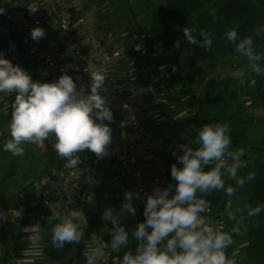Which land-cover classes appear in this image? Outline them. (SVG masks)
I'll list each match as a JSON object with an SVG mask.
<instances>
[{
  "label": "clouds",
  "instance_id": "clouds-1",
  "mask_svg": "<svg viewBox=\"0 0 264 264\" xmlns=\"http://www.w3.org/2000/svg\"><path fill=\"white\" fill-rule=\"evenodd\" d=\"M3 12L0 9V14ZM212 14L215 15V9ZM238 28L239 25L230 28L225 38L247 61L230 73L233 79L243 83L250 74L264 76V64L261 63L264 55L257 50L254 37H241ZM183 34L189 44H198L205 50L212 47L211 31H202V40L188 28ZM254 34L257 38L262 37L264 26L256 28ZM44 36L45 30L40 27L31 32L36 42ZM137 50H140L139 46ZM228 75L226 73L219 79L224 80ZM106 77L99 69L91 71L90 93L86 94L83 87L77 89L73 78L67 74L52 83L34 81L23 68L0 54V93L16 94L8 125L11 139L5 141L4 151L24 157L26 148L23 145H42L54 137L53 147L67 168H77L82 162L79 153L85 149L98 159L109 155L112 129L104 122L113 121V113L107 106L106 97L101 95ZM230 131L228 123L205 124L193 142L196 147L188 143L180 146L183 154L178 156V161L183 167L171 166V176L176 181L175 194H171L173 186L169 185L163 190L157 187L147 196L146 220L132 230L138 242L135 252H126L122 264H238L237 253L233 251L230 257L227 250L235 243L234 236L246 234V219L258 216L264 207L248 205L246 209H232L229 200L225 211L228 220L234 222L229 231H224L223 226L214 225L210 217L202 215L210 210L211 202L206 197L214 191H223L232 197L246 180L251 182L255 179V173H249L246 178L238 176L240 170L248 167V162L243 159L246 150L231 149ZM226 179L234 180L235 187L231 184L226 186ZM88 182L91 183L90 180ZM65 189L70 198L72 190L66 184ZM138 198L139 193L128 191L119 213L112 207L103 212L102 219L113 225L111 240H97L94 245H87L83 253L86 264H103L109 252L118 253L129 245V232L121 225L120 217L125 212L130 215L136 213L133 201ZM13 215L21 213L13 209L8 213L0 210V221ZM57 216L60 222L52 228L51 234L54 247L61 249L66 243L84 241L85 228L81 223L87 221H84L82 210L70 209L66 215ZM23 231L31 233L27 236L29 245L37 247L40 241L38 225L25 226ZM15 264H24V261L16 259Z\"/></svg>",
  "mask_w": 264,
  "mask_h": 264
},
{
  "label": "trees",
  "instance_id": "trees-1",
  "mask_svg": "<svg viewBox=\"0 0 264 264\" xmlns=\"http://www.w3.org/2000/svg\"><path fill=\"white\" fill-rule=\"evenodd\" d=\"M127 1L130 2V0ZM139 1L143 5L144 18L148 17L144 21H148L149 24L139 28L137 34L131 36L132 39L126 46V51L133 42L141 37L155 42L160 48V53L153 61L152 72L159 73L161 76L163 96L172 104L182 103L189 98L200 104L197 114L188 118L179 129L182 134L181 145L188 143L190 146L196 147L193 142L198 131L205 124L228 123L231 129L229 133L232 140L231 145L236 150L240 148L246 150L243 159L248 162V167L239 171L240 176L246 178L249 173L256 174L254 180L251 182L246 180L245 184L238 188L232 197L223 191H214L206 197L211 202L212 219L216 220L218 226H223L224 231H229L234 223L228 220L225 211L229 207V200H231L232 209L238 207L237 201L240 198L244 200V209L248 205L264 207V137L257 145L249 143V132L255 124V115L248 111L237 80L231 77V72L210 75L205 67L199 65L197 61L202 59L207 66L214 69L219 62L226 58L241 57L235 52V46L225 38V33L235 25H239L238 32L241 37L249 35L254 37L257 50L264 55V35L257 38L254 34L256 28L264 26V0H164L165 16L159 15L155 0ZM0 9L4 10L3 14H0V28L8 26L10 29L9 33L0 29V54L14 65H19L2 51V46L10 39L15 46V54L34 81L56 82L44 75L40 63L28 57L20 35L15 31L14 25L6 19V7L2 0H0ZM213 9H215V15L212 14ZM185 28L191 29L193 35L199 40L203 39L200 37L202 31H211L213 39L211 49L205 50L198 44H189L183 34ZM261 63L264 64V61ZM162 65L164 66L163 71L161 70ZM173 66H175V71H173ZM163 72H166V75H163ZM226 73L229 75L224 80H220L219 77ZM252 83L264 113V76L254 74ZM195 89L201 90L200 96L196 95ZM12 94V102H14L16 94ZM109 126L112 129L109 155L98 159L91 152L90 157L92 173L99 183L83 181L82 189L79 190V195L76 198L87 221L88 235L99 233V218L86 206V199L90 198L91 202L97 203L107 198H125L122 188L111 179L112 170L119 164L116 146L121 141L120 131L115 126ZM0 158L4 159L9 166L0 182L1 187L20 173L21 159L11 155L10 152H5L2 145H0ZM173 161L172 156L164 161L169 174ZM64 164L65 161L59 158L56 164L57 169L60 170ZM146 178L149 179V174ZM228 184L235 187L234 180L226 179V186ZM133 206L136 209L134 215H136L138 224L144 222L141 216V202L134 200ZM36 209L37 204L34 203L32 206L24 208L11 226V246L5 264H15V260L18 259L23 246V228L29 224L32 219L31 215ZM134 215L127 213L122 224L129 232L130 242L126 248H121L119 255L121 259L126 252L134 253L138 243L132 233V230L138 226ZM245 224L247 226L244 235L246 244L242 250L243 255L248 264H264V211L258 216L247 218ZM239 237L234 236V240L236 241ZM233 251L234 245L227 250L230 257ZM80 258L81 254L78 253L75 258L64 264H82Z\"/></svg>",
  "mask_w": 264,
  "mask_h": 264
},
{
  "label": "built area",
  "instance_id": "built-area-1",
  "mask_svg": "<svg viewBox=\"0 0 264 264\" xmlns=\"http://www.w3.org/2000/svg\"><path fill=\"white\" fill-rule=\"evenodd\" d=\"M2 1L6 7V19L14 24L28 57L43 64V73L48 79L58 81L62 75L67 74L73 78L77 89L83 87L87 94L91 71L99 69L107 76L103 91L107 106L113 113L111 122H124L132 139L129 145L120 143L116 146L119 164L132 191L139 193L136 200L141 202V216L145 221L147 196L152 194L155 188L163 190L169 185L173 186L171 194H175L176 185V181L170 178L167 165L159 156L162 142L152 130V127L159 128L163 123L157 115L159 110L154 112L159 95L151 84L140 85L137 79V64L146 59L153 62L160 53L159 46L146 37H141L126 51L125 48L132 39L129 34L114 31L94 33L89 28L86 13L73 0H27L26 16L22 14L21 0ZM37 27L45 30V36L39 42L31 37L32 30ZM0 29L6 33L10 31L8 26ZM59 37L73 42L72 48L62 49ZM138 46L140 50H137ZM2 51L7 55L16 52L10 39L2 46ZM121 59L126 61L128 67L126 80L136 86L129 91L124 90L117 82L113 71L114 63ZM163 75H166V72H163ZM125 105L128 107L125 108ZM79 156L82 162L76 169L67 168L64 164L60 170H50L42 182L34 186L31 194L21 191L19 198L26 202L31 195L30 199L35 201L41 211L53 206L54 197H69L65 184L72 190L70 198L78 197L79 176H82L84 181L99 183L92 173L91 151L85 149ZM173 160V164L183 167L178 161V155H175ZM144 168L147 169L149 179L146 178ZM46 201L48 203H45ZM203 214L212 215V212L209 210ZM32 216H35V212ZM92 240L96 242L98 238L94 236ZM110 255L109 252L103 264H111Z\"/></svg>",
  "mask_w": 264,
  "mask_h": 264
},
{
  "label": "crops",
  "instance_id": "crops-1",
  "mask_svg": "<svg viewBox=\"0 0 264 264\" xmlns=\"http://www.w3.org/2000/svg\"><path fill=\"white\" fill-rule=\"evenodd\" d=\"M22 1V14L25 16L28 12V4L27 0H21ZM14 25V24H13ZM59 44L62 49L64 50H70L72 46L74 45L73 42H68L67 39L58 38ZM41 66L43 67V64L39 62ZM153 68V62L150 60H141L137 64V70L138 75L139 73H151ZM128 67L126 65V61L124 59L118 60L113 65V71L115 73V77L117 82L122 86V88L126 91L134 89L136 86L133 84L128 83L126 80V71ZM91 84V80L89 85ZM139 84V82H138ZM90 93V87L87 91V94ZM101 95L104 96V91L101 92ZM12 93H0V145H4L5 141L8 139H11L9 127L11 120V113H12ZM159 102V101H158ZM157 102V104H158ZM155 111H158L157 108H155ZM104 123L109 124L111 126H115L120 131V137L121 141L120 143L124 144V146L129 145L132 143L131 139V133H129L126 130L124 122H109L105 121ZM163 125V124H162ZM161 125V126H162ZM160 126V127H161ZM52 140L55 141V138H49V140L45 141L41 145V151L39 154L45 155L47 153V147H50V145H53L54 142H51ZM12 155V154H11ZM28 157H17L21 159V166H20V173L8 180L3 186L0 187V210H3L5 213H8L10 209H13L15 211L21 212L24 208H28L35 203L34 200H31L30 198L24 202L19 198V193L21 191H28L29 194H31L32 189L35 185H38L42 182L43 178L48 174V172L52 169H57V165L54 167H50L48 170L44 171V173L41 176V179H37V181H32V178H36V174L38 171V156L37 155H27ZM9 169V166L7 162L0 158V182L5 176ZM145 175L148 177V173L146 172L147 169H144ZM170 178L173 180L171 173ZM124 185H122L118 180L115 182L118 186L122 188V192L126 193L128 191H132L128 184L127 178L124 176ZM82 176L78 178L77 184L79 186V190L82 189V182H83ZM120 183V184H119ZM134 193V192H133ZM74 198H58L54 197V204L51 208L45 209V210H39L38 208L34 211L35 216H32V219L30 220L29 224L27 226H35L38 225V234L40 236L39 245L37 247H32L29 245V242L27 240V236H29L31 233H25L23 231V246L21 248L20 254L18 256V259H22L24 261V264H64L65 262L72 260L75 258V256L80 253L81 258L80 261L82 264H86V259L83 255L87 245L91 244L94 245L95 242H93L92 238L96 236L98 240L104 241V242H110L111 235L110 231L113 227V225L110 222H106L102 219L103 212L109 208L112 207L117 213L120 212V207L124 203V199L119 198H107L103 199L100 202L94 203L91 202L90 198L86 199V206L90 209L91 212L95 213L98 218V224H99V233L88 235L87 234V228L86 223H81V227L85 228V236L84 241L76 244V243H66L63 248L57 249L52 244V228L60 222L57 214L59 215H66L70 209H78L80 210L78 201ZM136 200V199H135ZM18 215H13L12 217L9 216L7 220L0 221V264H5L8 251L11 246V236H10V228L14 224L15 219ZM127 216V212L124 213L123 216L120 217V223L121 225L124 223V220ZM84 221L86 219L84 218ZM91 240L89 242L88 240ZM110 263L111 264H122V259L119 256L120 251L118 253L110 252Z\"/></svg>",
  "mask_w": 264,
  "mask_h": 264
},
{
  "label": "rangeland",
  "instance_id": "rangeland-1",
  "mask_svg": "<svg viewBox=\"0 0 264 264\" xmlns=\"http://www.w3.org/2000/svg\"><path fill=\"white\" fill-rule=\"evenodd\" d=\"M76 1L79 6L86 13L89 20V28L96 34L106 33L108 31L114 32H125L129 36H134L137 34L139 28L149 24L148 17L143 16V5L139 0H73ZM156 7L158 9L160 16H165V6L164 0H155ZM198 64L205 67L210 75L222 74L223 72H233L244 66L247 61L242 57H229L219 62L216 68H210L205 64L202 59H198ZM139 84H151L156 88L159 97V102L157 104V109L159 110L157 115L158 118L162 119L163 125L159 128L152 127L154 135L161 140V149L159 151L160 157L166 161L168 157L175 155H182L181 143L182 134L179 132L181 126L184 122L197 114V108L200 104L197 101L186 99L182 103H169L163 96V90H161V76L159 73H139L137 75ZM237 84L242 92V99H244L248 111L253 112L255 115V124L249 132V143L251 145H257L264 137V113L260 107L259 100L254 90V74L246 76L243 83L238 79ZM197 96H200L201 90L195 89ZM23 147L26 148L25 156L27 155H37L38 156V171L36 178L33 177L32 181H37L41 179L44 171L48 170L50 167H54L60 158L55 151L53 145L47 147V153L45 155L39 154L41 151V145L25 144ZM232 150H236L231 145ZM175 153V155H174ZM23 158V157H21ZM238 176L240 174L238 173ZM124 173L119 164L111 172V179L113 182L117 180L124 185ZM119 183V184H120ZM237 206L244 209V200L240 198L237 201ZM204 215V214H202ZM212 217L213 215H205ZM213 223L215 220H213ZM221 222V221H219ZM215 224V223H214ZM91 242V240H88ZM246 244V237L240 236L234 245V251L237 253L238 264H248L243 255L242 250Z\"/></svg>",
  "mask_w": 264,
  "mask_h": 264
},
{
  "label": "water",
  "instance_id": "water-1",
  "mask_svg": "<svg viewBox=\"0 0 264 264\" xmlns=\"http://www.w3.org/2000/svg\"><path fill=\"white\" fill-rule=\"evenodd\" d=\"M9 56L15 61L17 62L23 69H24V65L23 63L19 60V58L17 57V55L15 53H11L9 54ZM25 70V69H24ZM26 71V70H25ZM27 72V71H26ZM134 218L136 219V222H137V218H136V215H134ZM137 225H138V222H137Z\"/></svg>",
  "mask_w": 264,
  "mask_h": 264
}]
</instances>
